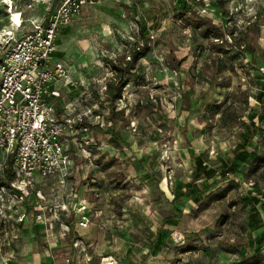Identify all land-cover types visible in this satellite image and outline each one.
<instances>
[{"label": "rangeland", "instance_id": "obj_1", "mask_svg": "<svg viewBox=\"0 0 264 264\" xmlns=\"http://www.w3.org/2000/svg\"><path fill=\"white\" fill-rule=\"evenodd\" d=\"M124 1L89 7L62 30L63 58L77 72L65 81L80 83L75 93L61 92L62 98L78 103L82 117L94 119L100 111L102 119L94 122L99 129L79 133L71 144L70 187L55 193L53 184L62 186L60 180H37L48 185L45 202L64 198L87 207L88 228L79 226L78 214L76 223L66 218L74 226L67 228L60 210L55 217V205L44 203L49 217L44 213L46 224H40L47 232L54 226L66 245L54 256L65 260L68 254L70 263L80 264H264V240L258 242L264 237V209L253 198H260L253 183L264 191L259 178H246L250 166L239 164L235 174L198 184L201 203L183 196L197 160L219 170L247 143L254 156L264 158V134L257 135L262 121L264 127V0H221L220 8L214 0ZM186 7L192 11L180 17ZM156 16L158 26L152 22ZM247 23L255 53L236 57L230 72L237 49L226 33H239ZM210 26L220 27L224 38H204L202 30ZM6 32H0V58ZM143 42L149 53L129 71L122 98L108 103L107 85L116 76L112 67L125 70ZM91 106L94 110L85 109ZM208 196L211 201H205ZM13 199L8 211L17 210ZM254 223L262 228L253 233Z\"/></svg>", "mask_w": 264, "mask_h": 264}, {"label": "built area", "instance_id": "obj_2", "mask_svg": "<svg viewBox=\"0 0 264 264\" xmlns=\"http://www.w3.org/2000/svg\"><path fill=\"white\" fill-rule=\"evenodd\" d=\"M19 1L23 4V10L19 12L15 11L17 0L2 1L6 16L12 20L13 30L6 32L1 44L5 54L0 61V151L11 155L15 180L10 188L0 187V226L1 221L7 219L5 212L9 209L7 201L11 195L29 191L38 178L60 177L64 180L68 172L70 160L65 144L71 141L69 131L82 122L83 117L79 114L71 118L68 105L63 106L59 114L49 101L52 96H57L51 91L52 87L68 80L70 74L63 61L53 58L60 33L73 25L89 7L105 2H125ZM37 7L47 9L42 22L26 20L25 13ZM25 22H29L32 28L22 38L16 37L15 33ZM262 187L264 191V182ZM86 208L78 205L75 209L80 215L79 226L83 229L90 223ZM35 222L46 224V217H37Z\"/></svg>", "mask_w": 264, "mask_h": 264}, {"label": "crops", "instance_id": "obj_3", "mask_svg": "<svg viewBox=\"0 0 264 264\" xmlns=\"http://www.w3.org/2000/svg\"><path fill=\"white\" fill-rule=\"evenodd\" d=\"M17 8L16 12H19L23 10L22 6L23 4L21 1L17 0ZM2 7V6H1ZM0 7V19L2 20V23L0 24V32L13 30L12 24L10 18H8L5 14V8ZM44 9L42 7H37L32 12H26L25 13V19L30 21H36V23L42 22V19L45 16ZM31 24L29 22H25V24L22 25V28L18 30L15 35L18 38H22L26 33H28L31 29ZM29 29V30H28ZM68 29V28H67ZM64 31V30H63ZM62 33H60L59 40L61 42ZM64 44L60 43L57 45L56 53L58 55V58H55L53 56L54 60L58 61L61 60L65 63L67 68L71 75L76 78V69L74 67H71L67 61L64 60ZM54 54V55H55ZM3 56L0 58V61L2 60ZM76 81H79V79H76ZM62 81L58 84H56L54 87H52L51 91L55 93L57 96H52L49 101L54 104L55 109L60 114L63 111V106H70L71 111H69L71 118H76L80 113L81 109L78 103L73 101H67L65 98H62L61 92H66V95H69L72 92H76L77 89L80 87V83L78 82H71V81ZM61 84H64V87L66 89L63 90V87H60ZM66 84V85H65ZM93 109V107H88L85 109ZM94 110V109H93ZM86 115V114H84ZM87 117V116H86ZM92 119V120H91ZM99 120V117H94L89 119V121L94 124L97 123ZM80 133L77 130L74 129L69 131V140L74 143V141L77 138V135ZM84 134H88L86 130L83 132ZM83 134V135H84ZM82 136V135H80ZM10 159H12L11 155H7L6 153L0 151V187L4 186L7 188H10L15 180L12 179V181H7V166L9 164ZM71 166V167H70ZM72 168L71 161L69 162V166L67 170L69 171ZM73 169V168H72ZM13 170V169H12ZM14 173V171H13ZM15 174V173H14ZM54 181H51L53 179H48L51 182H57L60 180L62 182V186L58 183L55 186H53V190H59L60 188H66L70 187V185H66L65 181L61 179L60 177H55ZM38 180V179H37ZM34 184V186L31 187L30 191L26 192H16L15 197L17 198V201L14 199V204L12 203L13 209H17L16 211H6L5 220L1 221L0 226V264H80V263H70V257L68 258V254H66V259H57V257L54 256L55 253H60L59 250H62L66 248V245L63 241L60 239V233L57 229L54 228V226L51 227V231L47 232L48 229L47 225L43 224H36L35 219L40 216L47 215V209L46 205L44 203L48 204L49 206L54 207L55 210H51L52 214H55V217L57 215V211H59V216L62 215L65 218L68 216H72L74 218V221L76 223V220H78V215L75 212L74 207L77 205L76 200L70 201L69 199L62 198L58 204H55L57 202L53 203H47L45 200H43L42 194L45 191V188L48 186L44 181H37ZM38 182V183H37ZM52 186V184H50ZM40 196L42 198L40 199ZM65 196V195H64ZM47 196H44V199H46ZM40 199V200H39ZM8 204L11 205L10 200L7 201ZM78 206V205H77ZM11 207V206H10ZM58 209V210H56ZM43 212V213H42ZM45 213V214H44ZM52 215V216H53ZM49 217V216H48ZM47 218V217H46ZM51 218V217H50ZM79 221V220H78ZM50 222V221H49ZM54 222V220L52 221ZM57 223V222H56ZM55 224V223H54ZM53 224V225H54ZM78 226V222H77ZM79 227V226H78ZM68 228V226H67ZM46 232V233H45ZM77 232V231H76ZM69 247V246H68ZM68 251V249H66ZM83 251L78 250L79 255L82 254ZM86 260L85 256H83ZM89 259V258H88ZM89 264V263H84Z\"/></svg>", "mask_w": 264, "mask_h": 264}, {"label": "trees", "instance_id": "obj_4", "mask_svg": "<svg viewBox=\"0 0 264 264\" xmlns=\"http://www.w3.org/2000/svg\"><path fill=\"white\" fill-rule=\"evenodd\" d=\"M213 2H215V4L217 5V6L215 5L216 7L220 8L221 0H214ZM183 11L187 12V13H190L192 11V9L186 7L184 9H182V12ZM184 12L182 13V15L180 14V17L181 16L183 17ZM180 17L177 16V18L179 20H180ZM158 18H159L158 16L154 17V19L152 21L154 23L153 24L154 26L157 25ZM157 26L154 27V28H157ZM248 26H250V25H248V23H247L241 29V31L239 33H236V34L234 33V31H228L226 33L227 36H229V38H231L232 41H233L232 44H234V45H232V48L237 49L236 53L234 54V57H230V59H229L230 72H235L236 64L238 63V60H239L238 58L241 55H246V56L250 55L252 57L254 55V53H255L254 51H252L249 43L247 42V40H248L247 34H248V30H249ZM219 28L220 27H217V26L216 27L215 26H213V27L210 26V28L206 27V28H204V30H202L201 34L206 39L214 38L216 40H219V39L224 38V36L220 33V29ZM139 31H140V34H141V36L143 38V41L145 43H147L146 39L148 37H146V29L144 28V26L142 27V25H141ZM56 44L57 45L60 44V40L59 39L57 40ZM148 53H149V48H148L147 44H145L142 48L137 46V47H135L133 49V52L131 53V55L129 57V61L127 62L125 70H122V69H120L119 67H116V66L112 67L114 72L116 73V76L107 85L108 86V90H107V97H108V101L107 102L108 103L109 102L115 103L116 101H118V100H120L122 98L124 90H126V88L130 84V77L128 76L129 71L132 70L134 64H137L142 59L146 58ZM236 57H238V58H236ZM226 61H228V60H225L224 62L222 61V63H221L223 65V67H225V68H226V63H225ZM226 70L227 69H225V71ZM221 72H223V71H221ZM101 114L102 113L100 111H96L94 113L93 117L96 116V117H99V119L100 118L102 119V117H101L102 115ZM98 126L99 125H97V124L96 125L92 124L89 121V118L83 117L82 118V122H78V124L75 125V130H77L78 132L80 131L81 134H84L83 133L84 130H86V132L94 131V130L99 129ZM262 126H263V121L261 122V128L263 129L264 127H262ZM261 128H259V130L257 131V135H259V136L264 134V132L262 133ZM253 137H251V138H253ZM261 139H263V138L261 137ZM113 143L116 146H118V144H119V142L116 141L115 139H113ZM71 144H73L72 141H70L69 144L68 143L65 144L66 154H67V157H68V159L70 161L72 160V158L70 157L69 152L73 153V150H74L72 148L73 145H71ZM123 148H128V147L126 145H123ZM196 159L197 158L195 157V161H196ZM260 160H262L261 162L264 163V158L254 156L253 149L250 146V143L244 144L243 146L239 147L237 149L233 159H225V160H223L221 162L222 166H221V168L219 170L207 167L202 160H197L196 164H195V170H194L195 171L194 172L195 175H193L191 182L185 187L186 191H185L183 196L184 197H189V198L191 197L193 202L196 203V204L201 203V200H202L201 193L200 194H195L196 190H197V187H199L198 184H201L202 182H209V181L215 179L217 176H221L222 178H226L229 175L235 174L237 172L236 169H238L239 164H245L247 167L250 166V169L248 171V174H247L246 178H249V177L251 179L255 178V180L252 181V182H258L260 180V183H263L264 182V170H263L262 167H259ZM255 166H257V167H255ZM70 167H69V171L67 172V174L65 175V178H64V181H65L67 186H68L70 180L71 179L73 180V178H72L73 171H74V169H72L73 165H72L71 169H70ZM7 168H8L7 171H6L7 177H8L7 181H12V179H14V176H15L14 173H13V170H12L13 169L12 168V159H10ZM258 178H259V180H257ZM213 184H215V182ZM253 184H254V188H255L256 194L260 195V198L259 197H253V198H254L255 202L258 203V204H261L263 206V209H264V202L262 201V198H264V193L262 192V189H260L259 187H256V183H253ZM229 191H226L223 197H225L226 194ZM209 196L205 198V201L206 200H209V201L212 200V197H209ZM256 216H258V215L256 214ZM66 218L68 220L73 219L72 216H68ZM68 220L65 221L66 226H68L69 228H74V226L72 224V220L70 222H68ZM261 228H262V224L261 223L260 224L254 223L250 227V230H251V232L254 233V232L259 231ZM162 234H164V230L161 228L157 232V236L155 238L154 244L156 242H158V240L161 238ZM263 240H264V237H261L258 240V242H262L263 243ZM154 244L152 246L153 250H155L156 247H158L156 244L155 245ZM161 248H163V247H161ZM235 248L236 247L231 248L230 252H234ZM75 250H77V249H75Z\"/></svg>", "mask_w": 264, "mask_h": 264}]
</instances>
